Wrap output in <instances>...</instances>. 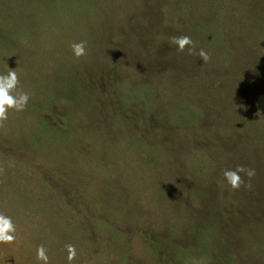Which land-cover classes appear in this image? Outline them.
<instances>
[{"label":"rangeland","instance_id":"obj_1","mask_svg":"<svg viewBox=\"0 0 264 264\" xmlns=\"http://www.w3.org/2000/svg\"><path fill=\"white\" fill-rule=\"evenodd\" d=\"M10 70L0 264H264V0H0Z\"/></svg>","mask_w":264,"mask_h":264},{"label":"clouds","instance_id":"obj_2","mask_svg":"<svg viewBox=\"0 0 264 264\" xmlns=\"http://www.w3.org/2000/svg\"><path fill=\"white\" fill-rule=\"evenodd\" d=\"M173 43L179 46L182 51L185 45L191 46L193 41L191 37L185 35L181 37H173ZM73 54L76 57L85 55L86 42L80 41L71 45ZM199 55L205 61L209 59L208 53L203 49L200 50ZM18 74L14 70H10L5 74H0V122L8 119V111L12 109L20 112L25 109L29 101V93L18 91ZM245 173L249 178L255 174L254 169H246L244 166L237 165L235 169H229L224 172V176L232 189H237L243 183L239 173ZM10 224L12 225L10 227ZM17 241V229L11 216L0 212V245L12 244ZM67 253V264H72V261L77 256V249L74 244L68 243L64 245ZM35 260L37 264H51L48 251L43 244L36 247Z\"/></svg>","mask_w":264,"mask_h":264}]
</instances>
